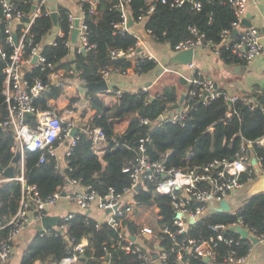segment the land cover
I'll return each mask as SVG.
<instances>
[{
	"label": "built area",
	"instance_id": "2783aa9c",
	"mask_svg": "<svg viewBox=\"0 0 264 264\" xmlns=\"http://www.w3.org/2000/svg\"><path fill=\"white\" fill-rule=\"evenodd\" d=\"M45 1L38 0L33 10L27 11L25 6L29 4L30 0H0V24L3 25V31L6 35L5 44L10 48V51H7L0 44V59L5 62L2 68V73L5 77L2 84V94L6 106V115L0 123V127L3 130H10L13 134L11 151L13 154L18 153L19 155L16 163L17 172L14 174L13 180H17L21 184V194L16 212L8 216L0 215V264H8L13 239L23 225L31 219L40 220L45 215L46 206L54 205L62 196L60 190H55L51 194L42 197L35 185L25 182L23 176L25 151H40L39 162H42L45 160L46 155L56 158L55 143H62L67 140V147L63 156L64 167H61L57 160L55 164L57 169L62 170L67 165V155H69L70 148L75 143L77 133L81 132L90 138L91 149L94 153L101 157L104 152V132L98 126L91 128L84 126V116L82 114H79V117L71 114L66 116L57 113L55 108L41 109L35 104V99L49 91L51 85L64 92L67 87L66 77L75 76L80 85L86 83L84 78L79 77V71L74 67L69 69L57 68L59 62H47L42 54L43 44L34 41L31 23L35 17L41 14ZM100 1L74 0L79 13L73 14L69 11L67 13L69 35L74 28V19L79 21L76 35L78 41L76 48L78 51H81V49L88 51L94 47L92 44H88L87 41V26L84 23L82 5L87 3V11L93 13ZM185 1L172 0L169 5L178 6ZM225 1L228 8L233 12L234 19L229 27L220 32V40L234 61L249 64L264 51L259 30L257 27L242 24L247 0ZM128 2V0H118L114 5L120 14V18L113 23V34L132 33L136 37V44L127 50L111 49L109 52L110 57L116 59L127 56L132 59V66L137 64V57H146L157 62L156 57L148 50L145 42L146 39L155 41L159 38V35L148 29H143L146 34V38H143L139 32L131 29V26L128 25L130 18ZM161 2L166 3V0H161ZM199 6V2L194 3L195 8L198 9ZM152 11L153 7L150 6L145 11V14L140 15L138 19L142 20ZM46 13L49 14L47 11ZM25 18H28V21H25ZM17 26L19 27L18 33L15 31ZM234 29H237V33L233 35ZM191 32L195 36L193 39L178 42L172 50L179 52L188 48L195 49L206 42L204 35L198 34L194 27L191 28ZM59 33L62 34L61 31ZM14 35L16 36V41L13 39ZM54 43L53 39L48 44ZM64 45L67 48L72 47L69 36L64 41ZM135 47H139L140 51H136ZM214 51L223 60L226 59L220 54L218 49L215 48ZM34 56L36 58L32 61ZM23 65H27L28 69L25 70ZM159 65L162 66L163 72L173 70L170 66ZM186 66L192 72L190 77H186L188 87L184 91L181 101H179L180 95H177L176 100H171L163 92H151L147 87L141 89L145 93L146 101L158 99L162 103V108L153 118H139V124L145 128V132L138 137L135 146H128L132 152V157L122 168L129 175V184L121 192H115L113 188L109 187L104 195H99L92 186L82 185L78 179L72 178L67 179L63 188L66 190L65 196L81 211L90 210L93 204L101 211L110 209L106 213L104 221L117 229L122 227L124 219H132L134 209L139 207L135 205L133 200V195L136 193L134 186L138 182L142 184L140 190L146 184H150L154 192L169 196L174 211L171 227L162 224L155 231L152 226L142 225L136 235L119 233V236L124 241L125 251L136 253L138 258L141 259L140 264H154L150 251L155 250L158 252V260L165 264L168 259V250L158 245L156 248L143 249L137 242V238L151 237V239L155 240L162 238V236L174 238L175 233L186 234L190 226L200 221L207 213H231L235 215L233 220L217 222L209 226L214 233L212 237L185 236L181 241L175 243V246L172 245L170 250H175L177 264L189 254L201 259L208 258V261L212 264H246L253 244L250 238H242L235 230V227L245 229L247 234L256 238L258 242L264 241V232H258L243 220L240 212L244 202L234 204L233 196L238 190L253 182L259 173H264V133L255 140H248L241 132H238L240 144L232 157H216L206 163L188 164L183 168H176L168 164L167 157L170 154V150L165 151L160 158H150L148 144L151 142L150 132L154 123L166 122L182 127L190 111L197 103L208 105L212 100L220 96L226 102L230 101V106L225 110L222 117L203 130V132H206L212 131L216 123H226L233 114L237 113V110L232 107L236 101L243 103L249 110H264V96L260 102H255L244 95L220 91L215 87L211 79L202 77L199 74L192 61ZM33 69L46 72L45 77L38 75L27 77V74L31 73ZM131 69L128 68L121 71L119 67L109 65L101 71V75L103 79H107L112 73L124 75ZM53 79H55L54 83H52ZM107 91H110V89H107ZM114 92L118 102L121 90H115ZM75 102L78 103L77 101ZM27 113H31V116H27ZM73 127H76V133L71 137L69 132ZM199 139L200 134L186 150L183 159L185 163L193 157V145ZM252 146L256 147L258 152L254 150L255 153H251L253 151ZM3 171L0 168V183L7 179L3 175ZM222 200L228 202V211H218ZM71 216L72 214L68 213L63 216V219L67 220ZM189 218L193 219V222H190ZM231 231L235 233L234 236L231 235ZM39 233L41 235L59 234L69 244L73 240V237L67 231L66 222L59 223L52 228L40 229ZM218 243H223L227 247L221 261L217 258L216 247ZM243 247L245 251L239 253ZM74 249L82 250L81 243H77ZM75 260L76 256L73 255L60 261L39 264H70Z\"/></svg>",
	"mask_w": 264,
	"mask_h": 264
},
{
	"label": "trees",
	"instance_id": "16d2710c",
	"mask_svg": "<svg viewBox=\"0 0 264 264\" xmlns=\"http://www.w3.org/2000/svg\"><path fill=\"white\" fill-rule=\"evenodd\" d=\"M117 1L101 0L93 13H89L87 3H83L87 41L88 44L94 46L85 53L78 51L77 48L70 49L64 45V41L69 36L68 11L63 7H56L57 27L62 35L55 37L54 44H43L42 54L46 61L59 62L57 68L74 67L79 71V77L84 78L87 83L101 81L103 79L101 71L109 65L119 67L121 71L132 68L137 74L155 72L158 65L153 59L137 57V64L132 66V59L127 56L116 59L110 57L111 49L127 50L136 44V37L132 33L113 34V23L120 18L119 12L114 7ZM128 1L132 23L136 25L141 22L144 29L159 35V38L153 42L154 44H160L173 52L172 48L175 44L195 37L191 32V28L194 27L198 34L204 35L205 43L211 49H218L227 62L234 61L219 37L220 32L229 27L234 19V14L225 0H186L178 6H170L169 3L172 0H166V3L161 0ZM195 2L200 4L198 9L194 7ZM150 6L153 7V11L139 20L138 17L145 14ZM25 9L29 11L30 5L27 4ZM41 11V14L31 23L35 42H41L44 35L54 27L46 10L43 8ZM18 29L17 26L16 33ZM5 37L3 25L0 24V44L10 51L5 44ZM4 63V60L0 59V123L6 115L2 94V84L5 78L2 73ZM30 75L45 77L46 72L33 69L27 77ZM113 90L115 91V88ZM114 91L112 94H115ZM97 92L95 90L85 92L88 107L94 110V114L83 125L90 128L98 126L104 132V152L101 157L91 149L90 138L81 132L77 133L75 143L70 148L67 165L63 172L55 167L56 158L54 156L46 155L45 160L39 162L40 151H25L24 180L27 184L35 185L42 197L55 190L61 191L67 179L72 178L78 179L82 185L92 186L99 195H104L109 187L115 192H121L129 184V175L122 168L132 157L128 146H135L138 137L145 132V128L139 124V118L155 117L160 112L162 103L158 99L146 101L145 93L141 90L135 92L123 90L118 97V102L109 106ZM163 94L171 100L177 98L175 90L170 87H165ZM61 95L62 91L51 85L49 91L35 99V104L41 109L51 108L50 101L56 100ZM232 107L237 110V113L233 114L226 123H216L212 131L203 132L208 125L222 117L228 108L221 96L212 100L208 105L200 103L194 105L182 127L166 122L154 123L150 132L151 142L148 144L150 158H160L165 151L170 150L167 157L168 164L183 168L188 164H203L216 157H232L240 144L238 132H241L248 140H255L264 133V110H249L240 101H236ZM85 110L82 113L83 116ZM123 118L128 120V125L123 132H117L115 125ZM199 134V141L193 145V157L185 163L183 161L185 152ZM12 143V132L0 127V168L2 170L11 165L14 155L11 151ZM252 147L258 152L256 147ZM16 172L17 169H15ZM20 194L19 181L8 179L0 183V215H11L16 212ZM133 200L136 206L154 205L157 209L158 225L172 226L174 211L169 196L154 192L152 186L146 184L142 190L133 195ZM69 214H72L70 218L67 220L62 218L59 223L66 222L67 231L73 237L71 243L66 242L59 234L41 235L37 233L27 245L20 264L60 261L73 255L76 256V260L70 264H140L141 259L136 253L125 251L124 241L119 236L120 232L128 235H136L139 232L141 225L134 219H124L122 227L117 229L106 221L98 222L86 212ZM240 215L248 225L258 232H264V193L254 196L247 195ZM234 217L235 215L228 212L207 213L200 221L191 225L186 234L175 233L174 238L162 236L158 240L141 237V241L144 242L139 240L137 242L143 249L156 245L167 249L168 259L165 264H177L176 252L170 250L172 245L175 246V243L185 236L210 238L214 235L209 227L211 224L228 222ZM230 233L235 235L232 231ZM83 237L87 239V244L82 247V250H75V245ZM226 250L227 247L223 243H218L216 251L220 261ZM244 251L243 247L239 253ZM184 263L209 264L191 254L185 256L179 264Z\"/></svg>",
	"mask_w": 264,
	"mask_h": 264
},
{
	"label": "crops",
	"instance_id": "0c3cea01",
	"mask_svg": "<svg viewBox=\"0 0 264 264\" xmlns=\"http://www.w3.org/2000/svg\"><path fill=\"white\" fill-rule=\"evenodd\" d=\"M37 2L38 0H30L28 4L30 5V11L33 10V7ZM58 6L65 8L67 11L73 14L79 13V9L74 0H46L43 8L49 12L50 15L52 8H54L57 12L56 7ZM242 19L243 25L257 27L260 33L261 42L264 45V0H247V7ZM131 29L140 33L141 29L144 28L140 22L136 25L132 23ZM59 32L60 31L57 27V24L54 25V27L44 35L41 43L46 44L51 42L56 36L62 35ZM69 38L71 40V35H69ZM153 42L154 41L151 39H146L145 43L148 50L151 51L156 57L158 67L159 64L169 65L173 70L161 72L160 74H156L154 71L137 74L132 69L129 70L125 75L112 73L106 79L108 81V87L110 90L114 87L115 90H127L135 92L142 89L143 87H147L151 92L160 93L163 92L165 87H170L175 90L176 95H181L184 93L188 87L186 77H190L192 71H190L186 65L179 64V61H173L172 56L175 53L170 51L169 48L160 46V44L156 43L155 45ZM77 45V39L74 42L71 40L72 47L70 49L76 48ZM155 46L159 47L157 49L158 51H156V49L155 51L153 50ZM214 49H211L207 43L195 48L196 54L193 56L192 62L194 63L195 69L199 72V74L202 77L211 79L216 88L221 91L244 95L252 101L260 102L264 96V51L261 53V55L253 59L251 63L245 64L238 61L227 62L226 60H223L221 56L217 55ZM167 56L170 58H167ZM171 63H173V66ZM23 68L26 70L28 69V66L23 65ZM66 80L67 87L65 91L62 92V95L64 93H68V98H70V100L78 102L80 105L79 114H82L84 109H86L83 118V123H85L94 114V110H90L88 107V101L85 98L86 90L79 84L78 79H76L75 76L66 77ZM97 94L109 106L117 103L116 96L112 94V92L98 91ZM62 95L56 100L50 101L52 108H55L56 112L59 114H61L62 108L67 106V98L65 99V96L62 97ZM127 125L128 120L123 118L115 125V130L117 132H123ZM55 147L56 160L61 167H64L63 156L67 147V140H64L62 143H56ZM251 153H255L254 150ZM4 180H8V178ZM247 188L248 187L245 186L241 189V197L234 198L233 196V198L236 200L244 199L243 193L247 195ZM73 212L87 211L79 210L78 207L66 196H61L54 203V205H47L45 208V215L59 217L58 221L53 226L48 228L57 226L63 216ZM88 213L98 222H102L106 218L107 212L97 209V207L93 204L90 210H88ZM40 229H46L41 226V219H31L29 222L23 225V227L18 231L13 239L8 264H20L21 257L27 245L33 239V237L39 233ZM137 240L144 242L141 241L142 238H138ZM79 243H81L82 246H85L87 244V239L83 237ZM156 247L157 245L155 248ZM154 264L162 263L158 260V258H156L154 259ZM246 264H264V241L252 245V249L248 255Z\"/></svg>",
	"mask_w": 264,
	"mask_h": 264
},
{
	"label": "water",
	"instance_id": "95a60500",
	"mask_svg": "<svg viewBox=\"0 0 264 264\" xmlns=\"http://www.w3.org/2000/svg\"><path fill=\"white\" fill-rule=\"evenodd\" d=\"M34 9V7H33ZM50 17L53 21V24L56 25L57 24V12L55 11L54 8H52V11L50 13ZM25 21H28V18L24 19ZM243 21V19H242ZM78 19H74V28L71 31V40L74 42L76 41V35L78 32ZM132 24V19L131 17L129 18L128 21V25L131 26ZM237 33V29L233 30V35ZM140 34L143 38H146V34L144 32L143 29H141ZM14 41H16V36H13ZM139 50V47L137 48V51ZM81 52L85 53V51L83 49H81ZM196 54V51L193 50L192 48H188L186 50H182L179 51L177 53H175L172 56V60L173 61H179V64H188L192 61L193 56ZM35 56L33 57L32 61L35 60ZM163 71V68L160 66L156 69L155 73L156 74H160ZM55 82V79L52 80V83ZM85 90H95V91H104L106 90V88L108 87V81L105 79H102L99 82H88L85 84L81 85ZM184 94H181L180 96V101L182 100ZM176 105V104H175ZM227 105L230 106V101H227ZM177 106V105H176ZM27 116H31V113H27ZM76 133V127H73L70 132H69V136L73 137ZM18 153H15L13 155L12 161H11V165H9L8 167H6L3 171V175L5 177H7L8 179H13L14 174H15V167H16V163L18 161ZM63 172V169L61 170ZM142 188V184L140 182H138L135 186H134V190L136 192H138L140 189ZM260 193H264V173H259L257 178L250 183V185L247 188L246 194L248 196H254ZM61 195L65 196L66 195V190L62 189L61 190ZM220 207L218 208V211H228L229 210V204L226 200H222L220 201ZM110 209H107V211H109ZM88 213V211L86 212ZM176 216H178V214H176ZM59 217L58 216H49V215H44L41 218V226L43 228H48L50 226H53L57 221H58ZM190 222H193V219L189 218ZM235 230L240 234V236L242 238H250L252 244H256L258 243V240L252 236H249L247 234V231L241 227H235ZM133 238V237H132ZM151 257L152 259H156L158 256V252L155 251H150ZM205 262L212 264L208 261V258H204L203 259Z\"/></svg>",
	"mask_w": 264,
	"mask_h": 264
},
{
	"label": "rangeland",
	"instance_id": "374dc122",
	"mask_svg": "<svg viewBox=\"0 0 264 264\" xmlns=\"http://www.w3.org/2000/svg\"><path fill=\"white\" fill-rule=\"evenodd\" d=\"M158 48H159L158 46H155L153 48V50L155 51V49H156V51H158L157 50ZM167 58H170V57L167 56ZM172 64L173 63H171V65ZM68 95H69L68 93L67 94L64 93L62 95V97L65 96V99L67 98L66 99L67 106H65L64 108H62L61 114L62 115H66V116L69 115V114H72L75 117L76 116L79 117L78 114H79V108H80L79 106L80 105L78 103H76L74 100H70V98H68ZM241 196H242L241 189L238 190L234 194V198H239ZM243 198L244 199H242V200L241 199L240 200L239 199H237V200L234 199L233 200L234 204L243 203L246 200L247 195H245L244 193H243ZM132 217L141 226L142 225L152 226L155 231H157V229L159 227L158 222H157V220H158V217H157V209L155 208L154 205H149L147 207L139 206L137 209L134 210V213H133Z\"/></svg>",
	"mask_w": 264,
	"mask_h": 264
},
{
	"label": "bare ground",
	"instance_id": "6f19581e",
	"mask_svg": "<svg viewBox=\"0 0 264 264\" xmlns=\"http://www.w3.org/2000/svg\"><path fill=\"white\" fill-rule=\"evenodd\" d=\"M132 25V24H131ZM70 35H71V33H70ZM77 39V38H76ZM138 48V47H137ZM137 48H136V51H137ZM193 50H195V49H193ZM138 51H140V48H139V50ZM173 53H177V52H175V51H173ZM161 65H159V67H160ZM166 66H169V65H166ZM162 67V66H161ZM163 72V71H162ZM125 75V74H124ZM106 80V79H105ZM87 83V82H86ZM216 87V86H215ZM107 89H110L109 87H107L106 88V90H104L105 92H113L112 91V89L110 90V91H107ZM141 90V89H140ZM219 90V89H218ZM137 91H139V90H137ZM221 91V90H220ZM115 95V94H114ZM181 96V95H180ZM183 99V98H182ZM179 101H180V97H179ZM117 102V101H116ZM227 103V102H226ZM229 107V106H228ZM110 211V210H109ZM109 211H107L106 210V212H109ZM83 247V246H82ZM71 257V256H70ZM154 260V259H153Z\"/></svg>",
	"mask_w": 264,
	"mask_h": 264
}]
</instances>
